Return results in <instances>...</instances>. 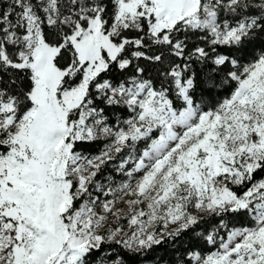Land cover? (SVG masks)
I'll return each instance as SVG.
<instances>
[{
    "label": "snow or ice",
    "instance_id": "obj_1",
    "mask_svg": "<svg viewBox=\"0 0 264 264\" xmlns=\"http://www.w3.org/2000/svg\"><path fill=\"white\" fill-rule=\"evenodd\" d=\"M0 264H264V0H0Z\"/></svg>",
    "mask_w": 264,
    "mask_h": 264
}]
</instances>
